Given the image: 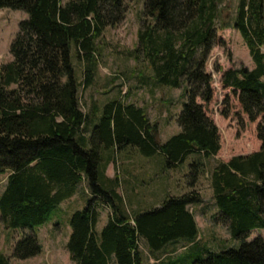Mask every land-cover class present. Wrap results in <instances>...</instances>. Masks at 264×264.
I'll list each match as a JSON object with an SVG mask.
<instances>
[{
    "label": "trees",
    "instance_id": "1",
    "mask_svg": "<svg viewBox=\"0 0 264 264\" xmlns=\"http://www.w3.org/2000/svg\"><path fill=\"white\" fill-rule=\"evenodd\" d=\"M2 8L28 13L11 42L12 59L0 63V172L8 173L0 221L6 228L46 223L85 183L87 205L69 219L66 247L75 264L113 259L145 264L142 239L157 257L181 241L199 248L192 262L158 257L156 264H264V238L249 240L252 230L264 228V0H239L233 19L221 0H145L137 46L129 54L145 61L159 85L187 82L186 101L177 115L181 130L164 142L143 106L118 97L103 103L91 98L87 110L81 105V86L93 85L97 75L98 39L125 19V0H0ZM229 27L241 33L255 66L224 70L222 83L232 89L249 120H259L261 148L218 160L210 170L218 207L212 220L240 241L212 250L201 245L190 207L203 202L199 182L207 160L221 149L219 126L204 105L214 95L206 66L217 31ZM74 56L85 63L83 81ZM126 149L161 156L168 169L191 158L185 188L171 194L163 184L158 202L130 211L118 191L120 176L107 175L109 164ZM102 204L110 213L99 231ZM42 251L37 234L24 233L13 244L12 257L27 259ZM0 264H10L1 251Z\"/></svg>",
    "mask_w": 264,
    "mask_h": 264
},
{
    "label": "rangeland",
    "instance_id": "2",
    "mask_svg": "<svg viewBox=\"0 0 264 264\" xmlns=\"http://www.w3.org/2000/svg\"><path fill=\"white\" fill-rule=\"evenodd\" d=\"M64 2L67 0H63ZM145 0H125L126 17L115 26H108L101 38L98 39L99 66L95 82L88 88L81 86V105L87 110L94 98L101 103L110 98H122L125 102H133L147 110L150 120L158 126L160 139L164 142L173 134L178 133L181 127L177 123V115L182 109L187 82L181 87H171L155 83L152 71L143 60H136L129 54L137 46V31L142 24ZM239 0H221V7L229 11L232 19L235 16ZM226 16V14L224 15ZM28 18V13L20 9H0V63L10 61V45L15 38L19 23ZM74 52V50H73ZM74 62L81 81L84 79L85 63L74 56ZM246 65L255 66L249 48L235 28L229 27L217 31V43L214 46L206 66L207 72L213 76V99L204 103L207 114L220 126L221 149L219 152L231 156L251 150L250 144L256 142L257 124L259 120L250 121L230 87H224L222 75L224 70ZM199 102H203L200 98ZM234 143L238 147L230 150ZM217 155V154H216ZM207 160V172L199 182L203 194L201 209L212 212L215 205L210 185V170L218 161L217 156ZM219 159H221L219 157ZM191 158L177 168L168 169L161 156H145L135 149H126L119 154L118 161L110 164V176H120L118 191L122 194L126 206L130 211L143 209L155 204L161 199L158 197L160 189L165 184L168 191L178 194L186 186L185 174L189 171ZM223 160V159H222ZM7 173L0 172V195ZM160 185V186H159ZM146 191L148 194H146ZM155 192V193H154ZM89 195L79 191L77 198L80 204L72 206L73 210L82 209L87 205ZM130 202V203H129ZM129 203V204H128ZM101 218L96 229L101 230L109 219V211L105 205L99 206ZM207 213V212H205ZM213 215V214H212ZM212 215L198 216L200 226L199 241L208 249L219 250L227 246L236 247L240 241L231 237L225 225L215 224ZM54 223L36 226L35 230L43 245V251L27 259L12 257L13 244L23 237L22 229L7 230L0 221V251L10 257V264H75L71 260L66 247V232L68 219L61 209L56 208L50 215ZM49 226V229H47ZM262 235L264 229L251 231L249 240ZM55 240L57 246L51 247ZM181 241L169 245L163 252L158 253L159 261H166L169 257L177 258V262H192L199 255L198 247L189 246ZM140 247L146 258L145 264H156L154 255L145 239L140 241ZM185 247V248H184ZM44 261V262H42ZM162 261L160 263H162ZM113 259L109 264H116Z\"/></svg>",
    "mask_w": 264,
    "mask_h": 264
},
{
    "label": "crops",
    "instance_id": "3",
    "mask_svg": "<svg viewBox=\"0 0 264 264\" xmlns=\"http://www.w3.org/2000/svg\"><path fill=\"white\" fill-rule=\"evenodd\" d=\"M217 125H218V124H217ZM218 126H219V125H218ZM219 127H220V126H219ZM250 146H251V150H249V151H247V152H244V153H241V154H250V153H252V152H255V151L259 150V149L261 148V141H260L259 139H256V142L253 141V143L250 144ZM230 147H231L230 150H233V149H235V148L238 147V144H237V143H234L233 146H230ZM217 155H220V156L217 157L218 160H222V159H223L224 161H228L231 157H233L234 155H238V154H234V155H231V156L228 157V155H226V152H224V154H221V152H218ZM217 155H216V156H217ZM214 156H215V155H214ZM219 157H220L221 159H219ZM108 169H110V164H109L107 170H108ZM4 174H5V173H4ZM107 175L110 176V172L107 171ZM7 177H8V173H7L6 178H5V180H4V183H3V186H4V187H3V190L5 189V186H6ZM210 185H211V184H210ZM183 189H184V188H183ZM83 190H84V191H83ZM79 191L84 192V193H86V194H88V195L90 196V193L88 192V189H87L85 183H82V184H81V187L76 191V193H75L74 195H72L71 197H69V198L63 200V201L60 203V205L57 207V208L61 209L62 212H64V214L66 215V217H67V219H68V227H67V232H66V240H65L64 243H67V241H68V239H69V236H70V234H71V231H72V228H71L70 223H69L70 216H71L72 213L74 212V211H71V210H73V207H72V206H77V205L80 204V200L77 198V195H78ZM211 191L213 192L212 187H211ZM2 192H3V191H2ZM201 192H202V191H201ZM168 193H171V194H172V191H169ZM166 194H167V193H166ZM203 198H204V197H203ZM202 204H203V202H201V203H199V204L192 205V206L190 207V209H191V210L194 212V214H195V218H196L197 223H198V216H207L208 214H209V216H210V215H212V214L218 212V207H217L216 205L213 206V208H212V212H211V213H208V210H207V209H203V210H202V209L200 208ZM77 210H78V209H77ZM75 211H76V210H75ZM108 211H109V210H108ZM205 212H207V213H205ZM108 213H110V211H109ZM108 216H109V215H108ZM100 218H101V215H100ZM99 220H100V219H99ZM48 221H49L48 224H51V223H54V222H55V220H52V219H51V220L49 219ZM98 222H99V221H98ZM3 226H4V224H3ZM198 226H199V223H198ZM4 227H5V226H4ZM5 229H7L8 231L11 230V229H8V228H6V227H5ZM19 229H21V228H19ZM47 229H49V226H48ZM199 229H200V226H199ZM260 229H264V228H257V229H254L253 231L260 230ZM14 230L16 231V230H18V229H14ZM22 232H23V234H24V233H33V232H35V233L37 234V236L39 237V235H38L37 231L35 230V228H34V229H32V228H22ZM258 236H259V235H258ZM261 236H262V235H261ZM54 246H57L55 240H53V245H51V247H54ZM184 248H185V247H184ZM42 262H44V261H42Z\"/></svg>",
    "mask_w": 264,
    "mask_h": 264
}]
</instances>
